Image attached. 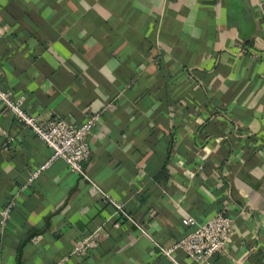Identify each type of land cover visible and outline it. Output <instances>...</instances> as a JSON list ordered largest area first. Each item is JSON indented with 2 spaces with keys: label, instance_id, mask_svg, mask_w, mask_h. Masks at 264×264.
I'll use <instances>...</instances> for the list:
<instances>
[{
  "label": "crops",
  "instance_id": "crops-1",
  "mask_svg": "<svg viewBox=\"0 0 264 264\" xmlns=\"http://www.w3.org/2000/svg\"><path fill=\"white\" fill-rule=\"evenodd\" d=\"M0 86L42 123L99 115L90 179L57 159L30 181L53 151L0 104L4 264H175L153 240L218 212L210 264H264V0H0Z\"/></svg>",
  "mask_w": 264,
  "mask_h": 264
},
{
  "label": "built area",
  "instance_id": "built-area-1",
  "mask_svg": "<svg viewBox=\"0 0 264 264\" xmlns=\"http://www.w3.org/2000/svg\"><path fill=\"white\" fill-rule=\"evenodd\" d=\"M24 103V96H14L0 86V104L18 120L26 124L53 151L51 158L32 173L30 181L38 177L43 170L57 159L63 160L71 172L81 174L85 178L90 179L84 171V163L90 158L89 136L99 120V115L88 117L80 125L62 118H55L42 123L40 118L26 110ZM94 186L102 194L109 197L97 185L94 184ZM110 201L125 216L129 223L136 225L144 232L143 228L125 211L122 205L113 199H110ZM11 207L12 205L8 204L0 212L2 226L6 224L10 217ZM183 224L190 229L173 246L162 247L153 240L162 255L171 259L175 264H181L174 256V252L177 249L183 250L191 259L200 264H210L213 257L228 255V246L233 231V219L228 214L218 212L215 216L202 222H198L195 218L188 216L183 219ZM116 226L119 227V223ZM144 233L148 235L146 232ZM95 241V238L83 239L74 247L71 252L72 255L85 254L92 249ZM68 260L69 257H65L59 264H64ZM0 264L4 263L0 260Z\"/></svg>",
  "mask_w": 264,
  "mask_h": 264
},
{
  "label": "trees",
  "instance_id": "trees-1",
  "mask_svg": "<svg viewBox=\"0 0 264 264\" xmlns=\"http://www.w3.org/2000/svg\"><path fill=\"white\" fill-rule=\"evenodd\" d=\"M188 231H189V229H188Z\"/></svg>",
  "mask_w": 264,
  "mask_h": 264
}]
</instances>
